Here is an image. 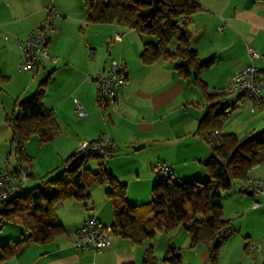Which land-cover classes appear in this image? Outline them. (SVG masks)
I'll use <instances>...</instances> for the list:
<instances>
[{
  "label": "crops",
  "instance_id": "1",
  "mask_svg": "<svg viewBox=\"0 0 264 264\" xmlns=\"http://www.w3.org/2000/svg\"><path fill=\"white\" fill-rule=\"evenodd\" d=\"M200 3L202 7L192 14L189 28L191 46L200 57H214V62L200 75L207 92L210 88L227 87L235 71L251 62L260 69L264 86V0ZM50 5L62 14L52 19L53 36L49 43L50 52L59 60L55 64L43 60L35 72L37 77L42 72V79L50 75L44 104L54 110L61 131L43 145L54 150V155L51 153L47 163L41 165L45 171L57 167L84 141L105 138L119 146L107 158L106 169L128 185V199L132 203H145L153 197V187L160 179L152 171L157 160L173 166L176 181L205 177V164L213 155L212 147L199 132L210 106L205 89L192 76L179 73L176 67L182 62L180 58L145 63L141 57L145 44L156 42V37L131 28L125 34L123 28L127 26L123 23L89 21L84 0H0V168L5 157L17 160L6 117L16 110L19 100L30 97L38 88L29 80L30 74L18 70L21 44L28 32L47 17ZM119 32L124 33L123 40L110 43ZM89 48L96 50L92 58ZM171 48H177L176 41ZM249 48L257 51L259 57L253 58ZM118 57L126 60L128 81L119 96L120 107L115 108L99 104L97 78L109 67L110 60ZM77 101L87 111L83 117L76 113ZM214 102L219 104L213 111L227 115L221 129L224 134L234 133L243 138L264 128V106L252 111L238 93L217 96ZM25 148L31 157L40 155L30 150L28 142ZM33 165L37 175L39 167L34 162ZM94 166H99L98 160L88 163L92 170ZM250 175L264 177V162L253 168ZM106 184L94 185L92 198L86 203L75 199L60 202L56 211L63 232L47 243L30 244L22 256L0 264H150V251L155 258L152 264H211L210 246H192L191 233L181 226L159 230L140 243L114 235L111 246L102 252L76 250V231L90 214L96 213L103 225L112 226L114 222L113 203L107 195L110 187ZM221 209L223 219L232 223L235 232L219 249L218 264L264 262V194L236 195ZM20 234L26 235L22 231ZM251 244H260V250L251 249ZM172 246L180 253V262L165 260Z\"/></svg>",
  "mask_w": 264,
  "mask_h": 264
},
{
  "label": "trees",
  "instance_id": "2",
  "mask_svg": "<svg viewBox=\"0 0 264 264\" xmlns=\"http://www.w3.org/2000/svg\"><path fill=\"white\" fill-rule=\"evenodd\" d=\"M87 17L97 23H123L139 34H150L156 42L146 43L141 55L145 63L159 58H180L176 68L184 77L192 76L197 85L205 89L210 102L208 113L202 118L199 132L203 135L215 129L221 130L226 122L224 111L214 112L219 104L217 96L207 92L201 72L214 62V57L202 59L191 46L192 31L189 28L192 14L201 9L200 0H84ZM177 42V48L171 44ZM49 76L42 79L36 91L17 102L16 110L6 117L12 130L15 155L27 171L29 180L38 177L33 172V160L26 152V141L38 134L42 143L53 140L61 131L56 114L44 104ZM98 102H105L98 98ZM119 147V146H118ZM107 147L110 156L117 148ZM213 155L205 164L211 178L176 181L174 175L160 178L153 187V197L143 204L128 199V186L113 172L106 169L104 159L97 151L77 150L52 172L42 177L41 183L30 189L24 188L0 207V220L21 225L26 235L19 240H9L0 245V262L22 256L32 243L52 241L64 230L56 208L60 202L75 199L86 203L91 200V189L97 184H109L107 195L114 210L112 224L114 235L140 243L154 237L159 230L184 227L192 235L191 245L204 243L211 248V264H218V253L225 238H216L217 230L232 225L223 219L221 206L215 199L231 189L236 179L250 176L251 170L264 162V128L238 138L234 133H223L219 146L211 145ZM99 161L98 170L88 167L91 159ZM235 230V227H234ZM235 232V231H234ZM232 234L228 235L231 236ZM170 247L165 260L177 263L180 253ZM155 258L151 251L147 261Z\"/></svg>",
  "mask_w": 264,
  "mask_h": 264
},
{
  "label": "built area",
  "instance_id": "3",
  "mask_svg": "<svg viewBox=\"0 0 264 264\" xmlns=\"http://www.w3.org/2000/svg\"><path fill=\"white\" fill-rule=\"evenodd\" d=\"M47 17L42 23L28 32V35L21 44L22 59L19 63V69L24 71H35L38 69L43 60L57 63L59 58L50 52L49 43L53 36L52 19L61 16V12L53 5L47 8ZM222 29V26L219 27ZM124 33H116L110 43L122 41ZM89 58L95 56L96 50L89 48ZM249 53L253 58L259 57V53L249 48ZM128 71L127 63L123 57L112 58L109 67L106 68L97 78L98 98L108 105L119 108V96L127 86ZM209 93L230 94L238 93L243 102L251 106L255 111L259 106H264V86L260 69L254 62L238 69L233 74L230 84L224 89L210 88ZM76 113L79 117L87 114L86 109L77 101ZM210 145L219 146L223 142L222 130L215 129L205 132L201 135ZM107 147L116 148L117 143L111 139L99 138L93 141H84L80 149L85 151H97L108 157L105 153ZM260 166L258 164L255 167ZM254 167V168H255ZM152 171L160 178H168L174 175L173 166L165 160H157L152 165ZM29 180L27 171L18 160L11 161L8 157L4 158V164L0 168V207L9 199L21 191ZM240 191L252 194L254 197L264 194V177L248 176L239 179ZM254 205H258L255 199ZM234 226L227 225L217 230L216 238L227 239L230 234L234 233ZM114 236L113 228L110 225H103L97 214H90L82 225L77 229L73 245L76 250L82 251L92 249L95 252H102L112 244ZM260 244H251V249L260 250ZM251 264H264V262L254 261Z\"/></svg>",
  "mask_w": 264,
  "mask_h": 264
},
{
  "label": "rangeland",
  "instance_id": "4",
  "mask_svg": "<svg viewBox=\"0 0 264 264\" xmlns=\"http://www.w3.org/2000/svg\"><path fill=\"white\" fill-rule=\"evenodd\" d=\"M116 23H118V22H116ZM123 30L125 31V34H126V32L129 33L128 32L129 28L124 27ZM5 34L7 35L9 33H5ZM18 70L22 71V70L19 69V67H18ZM22 72L23 73L26 72V73L30 74V79L29 80L31 82L34 81L35 84H38V85H39L40 81L42 80V78L44 76V74L42 72H41V74H39V77H37L35 71H26V70H24ZM35 141H36V144H35ZM27 142L29 143L30 150H33L35 153L40 152V155L37 154V158L32 157L33 162L39 167V172L40 173H38L36 175L38 177L37 179L28 180L26 186L24 187V190L25 189H30L33 186H35L36 184L41 183V180L43 179L42 177H45L48 173L52 172L57 167L63 166V163H64V160H63V161H61V163H59V165L57 167H55V168L52 167V169H50L48 172L45 171V169L41 165L47 163V161H48L47 158L50 156L51 153H52L51 156L54 155V150L51 148V146H43L44 144H46V142L45 143L40 142L38 134L31 135V137L26 141V143ZM95 160L96 159L93 158L90 161H95ZM106 160H107V158L104 159L105 162H106ZM98 168H99V166H94L93 170H98ZM205 174H206L205 177H202V178L193 177L190 180H193V179L205 180V179L211 178V176H210V174L208 172H206ZM154 175L158 178V176L156 174H154ZM40 178H41V180H40ZM106 185H108L110 187L109 184H106ZM247 194H249V193H247ZM236 195H238V196L246 195V193L240 191L239 179H236L233 182V185H232L231 189H229L228 191H225L222 194L221 197L216 198L215 202L222 206V204H228L230 202L231 198H233ZM250 195H252V194H250ZM151 199H152V197L150 199H148L147 201H145V203L150 202ZM143 203L144 202L136 203V204H143ZM21 231L24 234H26L24 228L21 225L14 224V223H11L9 221H1L0 220V245L5 243V242H8L10 240L9 239L10 237H14L15 240L23 238L22 234H20ZM243 253H244V245H241V247L239 249V255L242 256ZM12 261H16V260H12ZM8 263H10V262H8Z\"/></svg>",
  "mask_w": 264,
  "mask_h": 264
}]
</instances>
